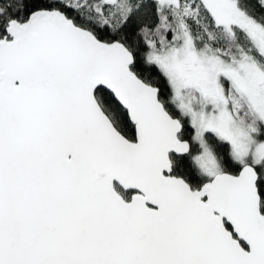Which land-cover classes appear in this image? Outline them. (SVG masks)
I'll list each match as a JSON object with an SVG mask.
<instances>
[{"label": "snow or ice", "instance_id": "snow-or-ice-1", "mask_svg": "<svg viewBox=\"0 0 264 264\" xmlns=\"http://www.w3.org/2000/svg\"><path fill=\"white\" fill-rule=\"evenodd\" d=\"M0 264H264V0H0Z\"/></svg>", "mask_w": 264, "mask_h": 264}]
</instances>
